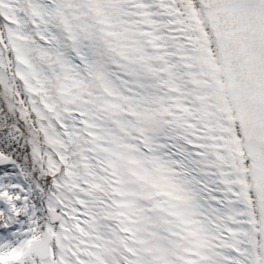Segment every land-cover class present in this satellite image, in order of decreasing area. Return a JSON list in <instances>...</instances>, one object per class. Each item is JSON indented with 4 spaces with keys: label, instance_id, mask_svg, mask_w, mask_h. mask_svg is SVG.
Wrapping results in <instances>:
<instances>
[{
    "label": "snow or ice",
    "instance_id": "6c2138e0",
    "mask_svg": "<svg viewBox=\"0 0 264 264\" xmlns=\"http://www.w3.org/2000/svg\"><path fill=\"white\" fill-rule=\"evenodd\" d=\"M0 264H264V0H0Z\"/></svg>",
    "mask_w": 264,
    "mask_h": 264
}]
</instances>
